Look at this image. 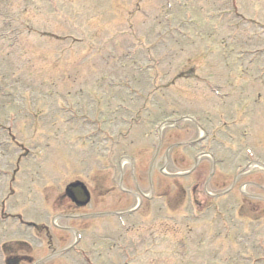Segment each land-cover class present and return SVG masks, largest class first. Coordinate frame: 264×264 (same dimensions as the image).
Here are the masks:
<instances>
[{"label":"rangeland","instance_id":"obj_1","mask_svg":"<svg viewBox=\"0 0 264 264\" xmlns=\"http://www.w3.org/2000/svg\"><path fill=\"white\" fill-rule=\"evenodd\" d=\"M168 2L171 10L166 0H0V199L13 183L23 192L0 230L5 257L26 255L0 264L65 249L66 226L83 230L78 247L99 264L124 262L114 242L125 231L139 253L130 264H264V0ZM218 86L228 98L218 100ZM123 156L133 164L121 167ZM134 166L141 192L161 196L143 200L121 230L114 214H95L131 206L119 204L111 178L134 179ZM71 180L89 185V206L53 200L48 188ZM18 211L39 223L54 215L62 227L50 229L65 240L17 226Z\"/></svg>","mask_w":264,"mask_h":264},{"label":"flooded vegetation","instance_id":"obj_2","mask_svg":"<svg viewBox=\"0 0 264 264\" xmlns=\"http://www.w3.org/2000/svg\"><path fill=\"white\" fill-rule=\"evenodd\" d=\"M126 192H127V191H126ZM125 196H126L128 199L131 200L130 194L126 193ZM53 200L56 201V203H57L58 206H59L60 204H65L66 207H67V205H68V206H70V207H73V209H76V208L78 207V206L73 202V199H72L70 196H68L67 194H64V195L62 194V195H61V192H60V193L58 192V194L55 195V197H54ZM125 200H126V202H127V199H126V198H125ZM90 202H91V198H90L88 204H90ZM88 204H87V205H88ZM126 205H127V204H126Z\"/></svg>","mask_w":264,"mask_h":264},{"label":"bare ground","instance_id":"obj_3","mask_svg":"<svg viewBox=\"0 0 264 264\" xmlns=\"http://www.w3.org/2000/svg\"><path fill=\"white\" fill-rule=\"evenodd\" d=\"M125 161L122 162V164H124ZM252 169H253V165H251Z\"/></svg>","mask_w":264,"mask_h":264}]
</instances>
